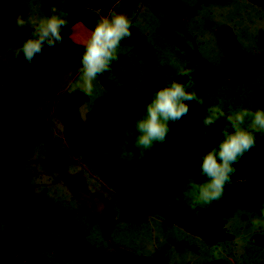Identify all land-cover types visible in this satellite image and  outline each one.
Segmentation results:
<instances>
[{
    "label": "rangeland",
    "instance_id": "rangeland-1",
    "mask_svg": "<svg viewBox=\"0 0 264 264\" xmlns=\"http://www.w3.org/2000/svg\"><path fill=\"white\" fill-rule=\"evenodd\" d=\"M53 6L68 13L73 29L61 36L81 54L110 12L129 15L132 36L91 98L69 95L81 56L45 47L23 68L17 48L0 52V169L40 203L64 210L96 249L158 264H207L216 260L211 246L221 242L227 264H264V229L251 224L264 201L260 174L231 182L223 200L195 214L184 193L189 179L202 182L199 166H176L162 155L175 151L172 131L164 145L141 156L133 148L134 125L149 98L103 84L140 91L147 75L178 77L175 60L191 70V90L205 109H264V8L248 0H0V34L20 31L17 15L31 24ZM75 108L86 132L74 127ZM126 151L136 157H124ZM237 237L244 243L235 244ZM0 264L88 263L68 250L63 231L42 234L13 222L12 211L0 206Z\"/></svg>",
    "mask_w": 264,
    "mask_h": 264
},
{
    "label": "clouds",
    "instance_id": "clouds-1",
    "mask_svg": "<svg viewBox=\"0 0 264 264\" xmlns=\"http://www.w3.org/2000/svg\"><path fill=\"white\" fill-rule=\"evenodd\" d=\"M16 29L24 31L30 27L29 35L22 40L21 46L16 49V56L33 64L35 58L43 53L45 47H55L63 44L61 32L65 28L73 27L69 23L68 13L53 6L51 14L32 21L31 24L23 15L14 19ZM133 22L125 13L110 12L99 19L83 46L80 58L78 78L69 86V95L85 94L88 98L96 92V81L106 73L112 71L114 63H119V49L122 41L132 36ZM73 36L70 39L73 40ZM181 56L186 50L177 49ZM179 76H186V82L172 79L155 92L147 101H142L145 111L135 122L137 133L133 148L139 150L143 156L155 146H162L169 139L172 128L182 118L189 115L190 102L199 105L202 115L199 117L198 127L200 137H207L213 126L219 121H226L227 126L220 133L218 144L201 155L199 175L202 182L189 179L188 190L184 193L190 209L197 215L203 210L213 207L223 200L225 188L232 182L236 172L235 165L256 146V136L264 138V109L251 110L248 108L228 109L219 104H213L205 109L204 99L191 90L195 87L191 70L181 64L171 61ZM123 156L129 159L136 157V152L126 151ZM252 230L264 229V201L259 205L258 212L254 213L251 221ZM234 243H244L237 237ZM211 255L216 260L224 258L225 250L221 242L211 246Z\"/></svg>",
    "mask_w": 264,
    "mask_h": 264
},
{
    "label": "trees",
    "instance_id": "trees-1",
    "mask_svg": "<svg viewBox=\"0 0 264 264\" xmlns=\"http://www.w3.org/2000/svg\"><path fill=\"white\" fill-rule=\"evenodd\" d=\"M251 3L264 8V0H248ZM29 32L10 31L0 34V52L11 48H19L22 40L26 39ZM69 55L82 56L79 48H74L66 41L55 47ZM18 64L27 68L32 64L27 63L21 54ZM172 79L186 82L188 77L178 76L176 78L165 75H147L144 87L140 91L121 88L115 90L103 80L104 86L118 93L125 92L128 96L138 100H147L156 90L162 88L167 81ZM200 107L195 102H190L189 115L182 118L176 124L171 125L172 143L175 151L162 154L170 158L174 165H200L201 155L215 147L220 140V133L225 124L217 133H210L201 138L198 132ZM74 127L85 131L77 109L73 114ZM68 133V132H67ZM236 172L232 176V182L244 180L260 174L263 178L264 188V138L256 136V146L245 154L238 164L235 165ZM0 206L12 211L13 222L24 223L42 234L50 231L60 230L64 232L68 250L75 256L85 260L88 264H158L152 258L144 256H131L124 253H108L103 249H96L90 245L85 236L80 234L68 218V215L60 207L50 204H42L31 195L17 180L0 169ZM207 264H227L224 260H215Z\"/></svg>",
    "mask_w": 264,
    "mask_h": 264
}]
</instances>
